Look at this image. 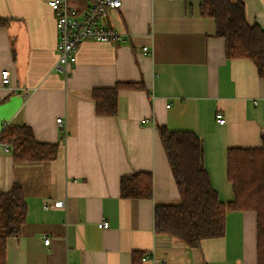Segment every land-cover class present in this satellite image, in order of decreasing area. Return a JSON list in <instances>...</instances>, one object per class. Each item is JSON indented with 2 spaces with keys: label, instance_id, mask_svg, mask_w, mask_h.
Masks as SVG:
<instances>
[{
  "label": "crops",
  "instance_id": "1",
  "mask_svg": "<svg viewBox=\"0 0 264 264\" xmlns=\"http://www.w3.org/2000/svg\"><path fill=\"white\" fill-rule=\"evenodd\" d=\"M48 1L0 0L8 21L0 27V134L26 123L39 142L58 144L54 159L19 161L0 140V191L19 184L27 202L6 264H154L142 260L150 253L167 264H258L253 211L228 212L224 235L198 247L155 228L156 204L181 199L159 126L198 135L212 187L220 201L234 200L228 149L264 145V76L255 62L226 56L204 0H122L108 19L124 39L84 41L65 75ZM230 1L264 29V0ZM115 85L117 113L99 114L94 90ZM135 172L150 173L152 197L122 196V177ZM104 220L109 227L99 226Z\"/></svg>",
  "mask_w": 264,
  "mask_h": 264
},
{
  "label": "trees",
  "instance_id": "2",
  "mask_svg": "<svg viewBox=\"0 0 264 264\" xmlns=\"http://www.w3.org/2000/svg\"><path fill=\"white\" fill-rule=\"evenodd\" d=\"M204 15L214 17L216 34L225 39L228 58H250L264 76V29L247 22L242 2L204 0ZM8 23L0 18V27ZM119 85L96 88L93 97L99 114L117 113ZM162 142L179 187L177 203L156 204L155 228L173 235L189 247L202 240L221 237L230 211H253L257 214L258 264H264V145L255 148L228 149V178L233 185L234 200L224 203L212 187L204 165L202 139L191 131H173L158 127ZM19 161L51 160L57 157L58 144L36 140L26 123L8 124L0 134ZM121 194L127 198H150L153 178L150 173L135 172L121 179ZM27 214V202L21 185L0 191V264H6L7 240L17 236Z\"/></svg>",
  "mask_w": 264,
  "mask_h": 264
},
{
  "label": "built area",
  "instance_id": "3",
  "mask_svg": "<svg viewBox=\"0 0 264 264\" xmlns=\"http://www.w3.org/2000/svg\"><path fill=\"white\" fill-rule=\"evenodd\" d=\"M48 3L54 10L59 36L57 68L64 71L65 75H68V66L76 62V51L84 41L115 42L124 39L122 34L111 26L108 19L112 9L122 6V0H49ZM143 50L148 52L149 47L144 46ZM11 82L10 72L3 71L2 83L10 85ZM216 117L219 123L226 122L222 111H217ZM56 124L61 137L65 139L69 134L66 119L58 117ZM4 147L9 150L8 144ZM57 204L64 206L65 201L58 200ZM45 207H49L48 201L45 202ZM99 226L107 228L110 223L104 220ZM49 242L50 238L47 237L45 243ZM142 260H150L154 264H167L166 260L160 259L155 253L143 255Z\"/></svg>",
  "mask_w": 264,
  "mask_h": 264
}]
</instances>
